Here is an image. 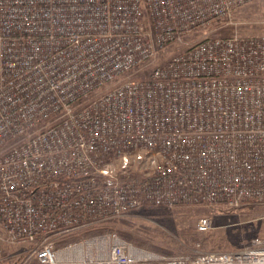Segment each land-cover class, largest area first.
Segmentation results:
<instances>
[{
    "label": "built area",
    "instance_id": "obj_1",
    "mask_svg": "<svg viewBox=\"0 0 264 264\" xmlns=\"http://www.w3.org/2000/svg\"><path fill=\"white\" fill-rule=\"evenodd\" d=\"M254 1L0 0V253L264 264L261 237L174 258L116 233L69 241L145 207L264 204V38L209 35Z\"/></svg>",
    "mask_w": 264,
    "mask_h": 264
},
{
    "label": "rangeland",
    "instance_id": "obj_2",
    "mask_svg": "<svg viewBox=\"0 0 264 264\" xmlns=\"http://www.w3.org/2000/svg\"><path fill=\"white\" fill-rule=\"evenodd\" d=\"M232 22L233 24L225 23L224 26L217 27L209 35L229 37L238 33L241 36L264 38V0H256L235 10ZM188 37L193 42L203 39L202 32H191ZM182 50L183 46L172 47L167 59ZM150 72L151 68H147L142 74L133 77L140 80L148 77ZM249 207L231 209L226 206H195L175 210L145 207L117 219L114 226L117 233L151 240L159 248L164 246L170 250L192 254L202 249L204 239L211 237L213 246L209 251L234 252L244 249L254 238H264V204ZM204 218L212 221V229L202 233L198 230V224ZM249 228L251 230L247 232ZM25 248L21 244L5 245L4 251L0 253V264H22Z\"/></svg>",
    "mask_w": 264,
    "mask_h": 264
},
{
    "label": "trees",
    "instance_id": "obj_3",
    "mask_svg": "<svg viewBox=\"0 0 264 264\" xmlns=\"http://www.w3.org/2000/svg\"><path fill=\"white\" fill-rule=\"evenodd\" d=\"M254 207L255 206H250L249 208H254ZM186 208H189V207L188 206H179V207H177L175 209H186ZM117 221L118 220H114L110 224H108L107 226H104V227H101V228H96V229H91V230L85 232L82 235L71 237L69 239V241H78V240H81V239H83L85 237L94 236V235H98V234L116 233L123 240L131 243L135 247H138V248H140V249H142L144 251L150 252V253H155V254L160 255V256H166V257L174 258V257L191 255L190 253H188L186 251L170 250V249H167L164 246L159 248L158 246H155L151 240H142V238L138 239L136 237H131V236H129V235L125 234V233H122V232L117 233L118 230H116V227L114 226V225H116ZM250 230H251V228H249L247 230V232L250 231ZM211 239H212L211 237H208V238H206V239H204L202 241L201 248H202L203 251H209V250L212 249L213 244L211 242Z\"/></svg>",
    "mask_w": 264,
    "mask_h": 264
},
{
    "label": "bare ground",
    "instance_id": "obj_4",
    "mask_svg": "<svg viewBox=\"0 0 264 264\" xmlns=\"http://www.w3.org/2000/svg\"><path fill=\"white\" fill-rule=\"evenodd\" d=\"M138 248V247H137Z\"/></svg>",
    "mask_w": 264,
    "mask_h": 264
}]
</instances>
